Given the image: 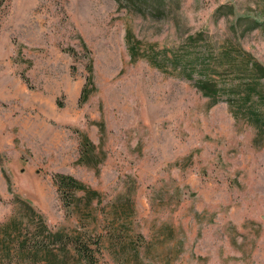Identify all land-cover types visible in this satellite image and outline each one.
Instances as JSON below:
<instances>
[{
    "label": "rangeland",
    "instance_id": "374dc122",
    "mask_svg": "<svg viewBox=\"0 0 264 264\" xmlns=\"http://www.w3.org/2000/svg\"><path fill=\"white\" fill-rule=\"evenodd\" d=\"M6 3L0 264H264V0Z\"/></svg>",
    "mask_w": 264,
    "mask_h": 264
},
{
    "label": "trees",
    "instance_id": "16d2710c",
    "mask_svg": "<svg viewBox=\"0 0 264 264\" xmlns=\"http://www.w3.org/2000/svg\"><path fill=\"white\" fill-rule=\"evenodd\" d=\"M7 0H0V13L1 11H3V8L5 7V5ZM258 7L260 6V4L257 5ZM257 7V9H258ZM260 15V22L259 21H255V19H252L251 22H245V25H248L247 27H249V25L252 26V24H255L257 26H262L264 24V3L259 7L258 9ZM263 14V16H262ZM249 17V16H246ZM263 18V19H262ZM237 21V19H236ZM244 23V22H243ZM236 24V22H235ZM250 26V27H251ZM84 48L88 49V47L84 44L83 45ZM129 51H130V55L132 57H134L133 55L135 54V48L133 46L129 47ZM70 53L72 54V56H74L76 54V51L71 48L70 49ZM244 64L246 67H248L249 71L253 69H256L260 72H262L264 74V66L257 64L256 62H248L246 59L244 60ZM92 65L89 64L87 67V71L89 72L88 76H87V80H86V85L92 83ZM195 84L197 86V88L201 91L202 94L208 96V97H213V98H217L218 97V91L216 89V87L214 86L213 83H211L210 81H208L207 79H199V80H195ZM89 93V89L86 87H83L82 91H81V97L87 96ZM264 100V99H263ZM240 109V105H237L236 107V111H239ZM248 116L247 118H252L257 124L262 125V119L258 116V114L255 111H248ZM53 182L56 185V187L58 188V190L60 191V193L64 194V196H66V198H71L74 197V192L75 191H85V193L92 195L93 197H97L98 193L97 191L89 188L88 186H86L85 184H83L80 180H78L77 178H75L73 175L71 174H65L62 172H55V174L53 175ZM69 200V199H67ZM55 236L59 237V239H62V233L57 232V234H55ZM65 243H73L74 247L76 249V253L78 255V257L80 258V260L82 261V264H98L97 263V257H96V249L93 247H90L84 240L83 236H69V235H65L64 237ZM83 239V240H81ZM85 240H93L91 235L87 234V236L85 237ZM96 243V240L94 239V241ZM97 246V245H96Z\"/></svg>",
    "mask_w": 264,
    "mask_h": 264
}]
</instances>
